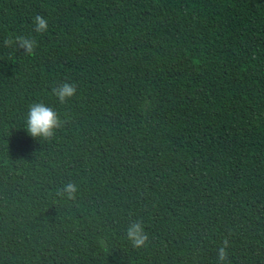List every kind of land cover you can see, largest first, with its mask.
I'll return each instance as SVG.
<instances>
[{
  "label": "trees",
  "instance_id": "16d2710c",
  "mask_svg": "<svg viewBox=\"0 0 264 264\" xmlns=\"http://www.w3.org/2000/svg\"><path fill=\"white\" fill-rule=\"evenodd\" d=\"M225 239L264 264V0H0V264H219Z\"/></svg>",
  "mask_w": 264,
  "mask_h": 264
},
{
  "label": "clouds",
  "instance_id": "9594fccd",
  "mask_svg": "<svg viewBox=\"0 0 264 264\" xmlns=\"http://www.w3.org/2000/svg\"><path fill=\"white\" fill-rule=\"evenodd\" d=\"M35 24V33H44L49 29V22L47 17L36 14L33 17ZM24 50V54L28 56H34L37 48V41L31 36L15 35L9 36L4 39V45L11 47L13 44ZM51 92L55 95L60 103H65L76 95L77 84L75 82L61 83L52 87ZM66 120H62L57 111L47 106L43 102H35L29 107L27 116V131L33 137H41L45 140L51 139L55 131L60 129ZM78 192V185L74 182H68L63 185L61 189L57 190V195L60 197H66L67 199H75ZM127 238L131 241L132 246L141 248L146 246L148 242V234L145 231L144 224L141 220L132 222L127 228ZM229 241L225 239L222 245L217 248V260L219 264H224L228 258Z\"/></svg>",
  "mask_w": 264,
  "mask_h": 264
}]
</instances>
